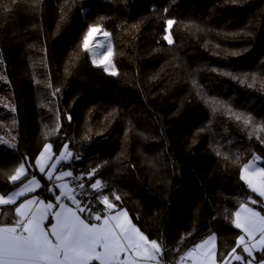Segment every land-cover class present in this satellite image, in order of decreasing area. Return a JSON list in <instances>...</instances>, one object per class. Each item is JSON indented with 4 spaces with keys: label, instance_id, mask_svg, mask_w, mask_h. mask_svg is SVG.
<instances>
[{
    "label": "trees",
    "instance_id": "16d2710c",
    "mask_svg": "<svg viewBox=\"0 0 264 264\" xmlns=\"http://www.w3.org/2000/svg\"><path fill=\"white\" fill-rule=\"evenodd\" d=\"M92 28L109 34L107 62ZM0 54L17 118L14 148H0V193L43 177L36 159L50 143L70 154L60 168L80 177L75 203L89 222L107 198L165 263L210 235L218 262L240 250L235 212L258 197L242 168L257 156L264 166V0H0ZM21 165L28 174L13 181Z\"/></svg>",
    "mask_w": 264,
    "mask_h": 264
},
{
    "label": "snow or ice",
    "instance_id": "6c2138e0",
    "mask_svg": "<svg viewBox=\"0 0 264 264\" xmlns=\"http://www.w3.org/2000/svg\"><path fill=\"white\" fill-rule=\"evenodd\" d=\"M174 23L175 21L172 20L167 21L169 28ZM98 31L97 28L90 29L88 37H93V34ZM103 35L108 36L109 34L105 32ZM166 39L169 44L173 43L170 36ZM87 46L88 39L85 40V47L87 48ZM110 56L111 52L109 51L103 62H107ZM245 172H247V168ZM21 175H23V165L11 179L16 181ZM46 175H49L50 179L52 178L50 174ZM66 175H71V173H66ZM244 179L248 181L254 191H258L261 196H264V169L254 172L251 179L248 176H245ZM253 180L259 183V188L253 184ZM93 187H99L98 183ZM12 203H14L13 199L6 200L0 197V205ZM28 203L33 204L37 201L30 200ZM104 203L109 209L115 207L107 198ZM54 207L58 208L60 204L49 203L43 208V211L37 210L38 214L33 213L30 216L24 210L27 205L22 204L15 209L22 219L18 220L13 227L0 228V264H91L93 260L100 261L101 264H124L120 258L122 255L126 256L130 251L145 261H155L161 254L160 245L156 241L151 242L150 248L147 246L149 243L147 237L131 226L130 221H127L126 213L121 214L124 216V220L120 219V215H114L111 218L113 223L105 219L104 226L97 227L84 223V220H81L76 212H69L64 216L59 212H52L50 214L56 217L57 222L55 226L46 231L42 227V223L45 216L49 214V209ZM77 210L83 213L85 209L77 204ZM255 215L257 214L253 213V216ZM237 216L239 217V213ZM95 219L100 220L101 217L97 215ZM236 226L243 228L249 237H252L253 231L259 230L262 233L261 242L264 243V218L261 219L259 227L255 222H249L246 226L239 220H237ZM49 234L54 236L57 243L54 244L49 239ZM239 242L240 246H244L245 237L240 236ZM243 250L250 251L246 246L243 247ZM235 258L242 259L240 256ZM247 264H252V262L248 261Z\"/></svg>",
    "mask_w": 264,
    "mask_h": 264
},
{
    "label": "crops",
    "instance_id": "0c3cea01",
    "mask_svg": "<svg viewBox=\"0 0 264 264\" xmlns=\"http://www.w3.org/2000/svg\"><path fill=\"white\" fill-rule=\"evenodd\" d=\"M69 155V153H61L58 156H55L53 145L50 143L46 144L36 159V166L39 173L42 174L43 177L39 175L31 176L28 179L22 181L11 192L7 194L0 193V197L6 200L9 198L13 199L14 203L8 205H14L15 209L22 204L27 205V208L24 210L29 216L33 213L38 214L37 210L43 211V208L49 203L54 205L59 203L60 207L49 209V214L46 215L43 220L42 227L46 231L50 227L55 226L57 222L56 217L50 214L52 212H59L62 216L68 215L69 212H76L77 215L80 216V219L84 220V223L88 224L89 226L95 225L97 227L104 226L103 222L105 219L109 220L110 223H113L111 218L114 215H120V219L124 220V216L121 214L126 213L127 221H130L131 226H133L135 229H138L143 236L147 237L149 242L147 246L150 248L151 242L156 240L150 239L147 234L140 229V227L133 221L127 209L122 208L115 210L114 207L109 209L107 204H105L104 207L101 208V210L95 215H99L101 219H95L93 222H89L82 215V213L78 212L75 201L79 194L76 191V184L72 179L73 175H66V173L70 172L60 168V163L66 161L69 158ZM42 168L43 171H41ZM246 168L247 172H245ZM260 169H264L262 160L259 157H255V159L247 162L243 166L241 176L243 179L245 176H248L251 179L253 173ZM27 174L28 167L25 165L23 166V175H21L16 181L22 180ZM46 174H50L52 178L50 179L49 175ZM244 180L249 185L248 181L246 179ZM253 184H255L257 188L260 187L256 180H253ZM53 185L58 189L59 193L57 197H59V200H57V197L46 198L43 195V191L41 192L42 189L44 191L46 189H52ZM250 188L253 190L252 186H250ZM254 192L258 195V197L251 198V203H244L236 210L235 223L237 220H239L240 223L247 226L249 222H255L259 227L261 219L264 218V196H261L258 191ZM66 193L68 195H65ZM30 200L37 201V203L29 204L28 202ZM5 206L7 205H0V228L13 227L18 220L22 219V217H20L14 209L15 217L17 218L16 221L3 223L1 221V216ZM237 213H239V217L237 216ZM253 213L257 215L253 216ZM240 229L242 230L241 236L245 237V245L240 246L239 242L240 250H235L224 262H218L216 256L217 238L215 235H210L203 242L196 246L199 250L198 253H189L187 264H247L248 261H251L252 264H264V259L259 262H255L256 253L264 249V243L261 242L262 233L259 230H255L253 231L252 237H249L243 228ZM49 239H51L54 244L57 243L54 236L51 234H49ZM156 242L158 243V241ZM245 246L250 249V251H244L243 247ZM160 251L162 253L161 246ZM236 256H240L242 259L237 260L235 258ZM120 259L124 261V264H171L161 261L160 256H158L155 261H145L142 258L136 256L135 253L131 251L126 256L122 255ZM94 262L101 264L100 261L96 260L91 261V264ZM177 264H179V262Z\"/></svg>",
    "mask_w": 264,
    "mask_h": 264
},
{
    "label": "rangeland",
    "instance_id": "374dc122",
    "mask_svg": "<svg viewBox=\"0 0 264 264\" xmlns=\"http://www.w3.org/2000/svg\"><path fill=\"white\" fill-rule=\"evenodd\" d=\"M101 32L102 31L99 30L93 34V37L90 38V46L96 52L95 54L98 56L99 60L104 61V57L107 56L106 51L109 47L104 50L102 49V45L106 39ZM108 60H110V58ZM10 93L11 89L2 66V58L0 54V148L4 149L14 148L9 146H15L17 140V118L11 102ZM239 118L256 127H262V123L257 122L255 116L249 112H242ZM206 124V122L202 123V125ZM211 143H213L212 137ZM187 254L189 255V253Z\"/></svg>",
    "mask_w": 264,
    "mask_h": 264
},
{
    "label": "built area",
    "instance_id": "2783aa9c",
    "mask_svg": "<svg viewBox=\"0 0 264 264\" xmlns=\"http://www.w3.org/2000/svg\"><path fill=\"white\" fill-rule=\"evenodd\" d=\"M81 180H80V177H76L75 178V184H76V191H77V193L80 195V194H83L84 195V192H83V190H82V185H81V182H80ZM191 252H193V253H198L199 252V250H198V248L195 246V247H192L187 253H191ZM184 254V255H182L181 257H180V259H179V264H187V262H188V254Z\"/></svg>",
    "mask_w": 264,
    "mask_h": 264
}]
</instances>
